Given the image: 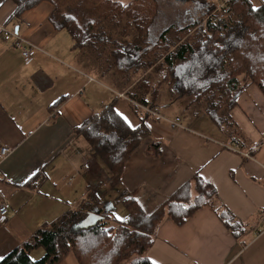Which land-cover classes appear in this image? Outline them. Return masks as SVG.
Wrapping results in <instances>:
<instances>
[{
    "label": "crops",
    "instance_id": "obj_1",
    "mask_svg": "<svg viewBox=\"0 0 264 264\" xmlns=\"http://www.w3.org/2000/svg\"><path fill=\"white\" fill-rule=\"evenodd\" d=\"M15 9L13 0H0V24L39 50L25 62L20 49L0 34V142L11 148L0 162V203H9L7 219L0 223V258L76 209L95 184L102 191L103 208L108 203L117 208V191L109 186L105 166L76 131L112 103L130 128L145 129L124 164L118 188L152 212L185 183L193 198V176L198 175L215 188L217 205L242 224L234 235L210 204L182 224L165 214L145 256L153 264H264V91L248 83L238 92L229 111L239 130L232 138L200 103L178 101L175 115L163 113L166 102L157 99L160 86L146 93L151 106L118 96L121 91L81 58L68 30L52 25L50 2L41 1L19 16H14ZM142 75L136 73L135 80ZM166 92L170 98L168 89L162 94ZM135 109L147 114L143 120ZM175 117L181 127L168 123ZM234 140L238 150L227 148ZM34 251L37 256L42 252ZM53 264L79 263L68 251Z\"/></svg>",
    "mask_w": 264,
    "mask_h": 264
},
{
    "label": "trees",
    "instance_id": "obj_2",
    "mask_svg": "<svg viewBox=\"0 0 264 264\" xmlns=\"http://www.w3.org/2000/svg\"><path fill=\"white\" fill-rule=\"evenodd\" d=\"M13 1L16 4L14 16L41 1L50 2L53 7L50 22L55 28L68 30L81 58L96 64L100 77L116 73L145 72L146 75L151 70L160 74L154 85L142 80L145 75L134 85L135 91L130 97L142 105L152 104L145 98L148 87L157 88L165 82L171 99L185 98L187 105L200 103L210 119L232 138L239 130L229 111L235 105L238 92L248 83L264 91L262 2L226 0L228 11L223 18L214 22L207 17L203 22L195 20L183 27H166L149 42L159 0H127L124 3L121 0ZM175 1L210 7L205 0ZM239 75H242V85ZM144 115L147 114L140 118ZM76 131L105 166L109 186L117 191L115 199L126 208L124 219H117L112 210L104 213L102 191L96 190L95 184L76 209L36 230L29 242L1 257L0 264H53L68 251L74 253L79 264H153L145 251L165 214L176 224H182L198 208L213 206L217 199L215 188L194 175L193 198L190 197V184L185 183L158 208L147 212L133 195L118 188L124 164L144 136V127L130 128L110 103ZM214 208L226 227L239 235L241 222L224 206L219 207L220 210ZM94 209L101 216L94 225L75 226ZM35 248L42 249L43 255L33 259L29 252Z\"/></svg>",
    "mask_w": 264,
    "mask_h": 264
},
{
    "label": "rangeland",
    "instance_id": "obj_3",
    "mask_svg": "<svg viewBox=\"0 0 264 264\" xmlns=\"http://www.w3.org/2000/svg\"><path fill=\"white\" fill-rule=\"evenodd\" d=\"M121 1L124 3L127 0H121ZM252 1L254 4H257L259 0H252ZM205 2H207L208 5H210V7L202 5V3H199V4L197 3V5H196L195 3H192L190 1L159 0L158 14L156 15L154 23L151 25L150 32H149V39H148L149 42H152L161 33V31L166 27H170V26L183 27L185 25L193 23L195 20H200L203 22L209 16L210 12L213 9L214 10L212 12L216 11L218 8L221 9V5L223 3H225L226 0H205L204 3ZM209 2L210 3L213 2L217 7L214 6L213 4H210ZM206 8L207 9L209 8V9L204 11ZM210 8H213V9L211 11H209ZM172 34L175 35V32H173ZM170 36H172V35H170ZM87 62H88V65H90L91 67L94 66L95 69H97L96 64H94L91 60H89ZM156 66H159V65H156ZM154 72H156V71H154ZM144 73L145 72H142V74H144ZM130 74H126V75H124V74L122 75L121 73H116V75L108 74L106 76H103L104 77L103 79H105L111 86H113L115 89H117V91L118 90L121 91L120 93H118V96L124 98L125 95L130 96V94H132L135 91L134 85L139 83V80H135V78L137 76L130 75ZM161 75H162V73H161ZM159 76H160V74H155L151 70V71L147 72L145 77H143L144 79H142V78L141 79L142 80H148L151 82V84L154 85L156 80H158ZM148 88H149L148 91L150 92L151 91L150 86ZM159 89H160V91L158 92L159 94L157 95L158 96L157 99L162 100L163 103L166 102L164 108H162L161 111H163V113H165L167 115H171V116L175 115L177 113V111H179V109H180V106L178 105V101H182V103L185 104L187 99H185V98H183V99H180V98L171 99V98H168L167 92L165 94H162L163 91H166L168 89V86L165 82L161 83ZM165 96H167V97H165ZM149 98H150V96H149ZM184 101H185V103H184ZM137 115L140 116L141 113L137 112ZM81 201H82V199H81ZM115 203L117 205V208L113 209L115 217H117V216L123 217V215L126 213V208L120 202L115 201L114 204ZM213 205L216 206L217 209L220 210L219 206L217 205V203L215 201H213ZM34 250H36V248L32 249L30 252V255L33 259H36V258L43 255L42 249H40V250H42V252L38 256L35 254Z\"/></svg>",
    "mask_w": 264,
    "mask_h": 264
},
{
    "label": "built area",
    "instance_id": "obj_4",
    "mask_svg": "<svg viewBox=\"0 0 264 264\" xmlns=\"http://www.w3.org/2000/svg\"><path fill=\"white\" fill-rule=\"evenodd\" d=\"M227 11H228L227 5L226 3H223L221 5V9L218 8L216 11L210 13L208 18H210L212 21L215 22L218 19L223 18L225 14L227 13ZM0 34L5 40H8V39L11 40L12 43L20 49L21 55L25 62H30L33 58L34 53L37 50H39V47L37 45L22 38L16 32L7 29L2 24H0ZM179 120H180L179 117H175L172 120L169 119L167 121L172 127H181ZM233 142H234L232 145L233 147H227V148H230L231 150H238V141L234 140ZM10 152H11V148L7 144L0 142V162L4 160V158H6L10 154ZM243 154L248 155V153H243ZM83 167L85 169L88 168L87 161L83 163ZM0 173H1V169H0ZM8 210H9V203L6 200H3L0 203V223L1 224H4L7 219ZM262 221L264 223V216L262 217Z\"/></svg>",
    "mask_w": 264,
    "mask_h": 264
},
{
    "label": "water",
    "instance_id": "obj_5",
    "mask_svg": "<svg viewBox=\"0 0 264 264\" xmlns=\"http://www.w3.org/2000/svg\"><path fill=\"white\" fill-rule=\"evenodd\" d=\"M112 205L111 203H108L107 206L104 208V213L111 211ZM100 214L99 211L97 209H94L93 211L89 212L85 218L81 219L75 226L76 227H88V226H92L96 223L97 220L100 219Z\"/></svg>",
    "mask_w": 264,
    "mask_h": 264
},
{
    "label": "snow or ice",
    "instance_id": "obj_6",
    "mask_svg": "<svg viewBox=\"0 0 264 264\" xmlns=\"http://www.w3.org/2000/svg\"><path fill=\"white\" fill-rule=\"evenodd\" d=\"M253 10H255V8ZM118 115H122V114L118 113ZM124 119H125V122L129 124V127H132L131 123L127 121V118L124 117ZM116 218L119 219V220H123L124 219L123 217H120V216H117Z\"/></svg>",
    "mask_w": 264,
    "mask_h": 264
}]
</instances>
